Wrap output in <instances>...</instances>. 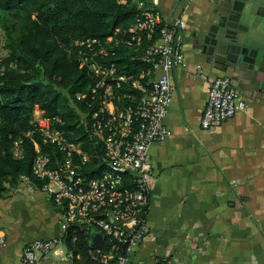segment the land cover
<instances>
[{
    "label": "crops",
    "instance_id": "crops-1",
    "mask_svg": "<svg viewBox=\"0 0 264 264\" xmlns=\"http://www.w3.org/2000/svg\"><path fill=\"white\" fill-rule=\"evenodd\" d=\"M144 1L166 21L186 20L178 36L187 65L171 70L174 92L165 118L171 135L152 145L157 175L147 214L150 233L133 264H264V88L234 76L246 109L216 129L202 128L210 82L227 74L209 60L200 38L214 20L215 2ZM258 22L249 44L264 46V14ZM61 212L41 187L20 178L0 197V229L7 238L0 264H20L26 243L59 236ZM37 256L40 264H59L55 253Z\"/></svg>",
    "mask_w": 264,
    "mask_h": 264
},
{
    "label": "built area",
    "instance_id": "built-area-1",
    "mask_svg": "<svg viewBox=\"0 0 264 264\" xmlns=\"http://www.w3.org/2000/svg\"><path fill=\"white\" fill-rule=\"evenodd\" d=\"M134 1L139 13L123 44L97 37L75 42L79 60L98 78L92 88V99H98L95 101L98 106L91 112L89 126L102 143L106 168L92 177L83 175L77 161L85 165L90 158L82 145L70 140L57 127L58 117L46 116L38 106L35 109L33 128L28 135L37 133L44 143L54 145L63 153V157L54 159L34 141L36 156L32 172L43 181V191L62 209L61 233L26 243L20 264H40L39 253L44 257L55 253L59 264H88L76 262L80 256L65 245L64 237L71 225L85 226L91 233L97 231L104 235L105 248H92L89 264H133V255L149 236L147 214L157 175L151 150L154 143L165 141L171 135V129L165 124L174 92L171 70L187 65L184 44L178 36L186 20L180 17L166 21L144 0ZM121 45L133 52V59L149 65V70L140 78L118 72L114 58ZM124 84L139 91V98L129 104L120 102L119 90ZM124 95L134 98L132 93ZM247 105L232 76H215L208 89L201 127L216 129L244 111ZM84 124H89L86 119ZM14 153L17 157L23 156L21 139L15 142ZM21 178L30 179L26 175ZM6 241V234L0 229V248ZM61 246L65 251H60ZM151 264L174 263L158 259Z\"/></svg>",
    "mask_w": 264,
    "mask_h": 264
},
{
    "label": "trees",
    "instance_id": "trees-1",
    "mask_svg": "<svg viewBox=\"0 0 264 264\" xmlns=\"http://www.w3.org/2000/svg\"><path fill=\"white\" fill-rule=\"evenodd\" d=\"M0 8L13 11L23 19L19 28L8 29L9 55L0 62V197L18 185L22 175L38 187L43 181L32 172L36 156L34 141L55 158L63 153L44 143L39 135L28 133L38 106L48 117H58L57 127L70 140L80 143L90 161L80 172L92 177L106 163L102 143L90 128L91 112L97 108L92 88L98 78L78 58L76 40L97 37L103 41L130 36L129 28L139 13L134 0H0ZM147 41L144 42V45ZM118 72L140 78L149 65L133 59V52L118 47ZM146 80V79H145ZM126 104L139 98V91L127 84L119 90ZM134 94V98L125 96ZM80 94V96H79ZM92 105V106H90ZM91 107V108H90ZM84 119L88 125L84 124ZM22 140L23 156L14 153L15 142ZM91 232L85 226L71 225L64 240L79 263H90Z\"/></svg>",
    "mask_w": 264,
    "mask_h": 264
},
{
    "label": "water",
    "instance_id": "water-1",
    "mask_svg": "<svg viewBox=\"0 0 264 264\" xmlns=\"http://www.w3.org/2000/svg\"><path fill=\"white\" fill-rule=\"evenodd\" d=\"M211 21L206 32L200 35L203 51L217 67L239 80H247L256 89L264 88V46H253L249 33L252 26H259V15L264 14V0H213ZM232 50L235 54L229 52ZM230 68H233L231 70ZM235 71L237 74H235ZM91 247L105 248L101 232L91 234Z\"/></svg>",
    "mask_w": 264,
    "mask_h": 264
},
{
    "label": "rangeland",
    "instance_id": "rangeland-1",
    "mask_svg": "<svg viewBox=\"0 0 264 264\" xmlns=\"http://www.w3.org/2000/svg\"><path fill=\"white\" fill-rule=\"evenodd\" d=\"M22 21L23 19L13 11H8L0 8V62L9 55L8 29L15 28V30H13V32L15 33Z\"/></svg>",
    "mask_w": 264,
    "mask_h": 264
}]
</instances>
